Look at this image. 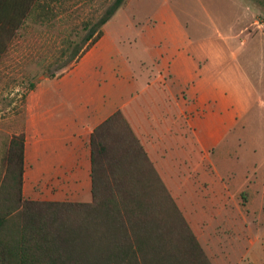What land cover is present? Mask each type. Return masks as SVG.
Here are the masks:
<instances>
[{
	"label": "crops",
	"instance_id": "obj_1",
	"mask_svg": "<svg viewBox=\"0 0 264 264\" xmlns=\"http://www.w3.org/2000/svg\"><path fill=\"white\" fill-rule=\"evenodd\" d=\"M116 17L69 70L38 80L21 132H7L26 137L25 198L90 203L92 134L121 111L211 262L244 264L242 211L264 210V168L229 154L256 95L240 35L190 28L172 10L113 31Z\"/></svg>",
	"mask_w": 264,
	"mask_h": 264
},
{
	"label": "trees",
	"instance_id": "obj_2",
	"mask_svg": "<svg viewBox=\"0 0 264 264\" xmlns=\"http://www.w3.org/2000/svg\"><path fill=\"white\" fill-rule=\"evenodd\" d=\"M69 1L0 0V64L34 11L46 19ZM123 4L101 18L76 61ZM25 142L12 136L1 162L0 264H213L121 111L92 134L90 203L25 198Z\"/></svg>",
	"mask_w": 264,
	"mask_h": 264
},
{
	"label": "rangeland",
	"instance_id": "obj_3",
	"mask_svg": "<svg viewBox=\"0 0 264 264\" xmlns=\"http://www.w3.org/2000/svg\"><path fill=\"white\" fill-rule=\"evenodd\" d=\"M116 2L71 0L51 6L49 17L42 20L40 11H34L11 43L0 64V180L1 162L10 140L7 132H21L32 85L44 75L56 77L69 70L91 42L87 36ZM124 6L110 25L113 31L127 26L142 28L155 13L172 10L190 28L204 29L207 34L220 29L231 36L240 35L236 46L245 50L242 53L247 56L242 57V63L256 95L252 109L242 120L244 130L236 132L243 138L242 146L232 147L229 154L239 157L242 164L256 157L264 168V0H124ZM78 35V41L72 43ZM129 38L133 37L127 34ZM241 198L245 205L253 196L244 191ZM242 214L241 247L249 253L244 264H264V210L244 208ZM252 233L258 237L254 244L249 242Z\"/></svg>",
	"mask_w": 264,
	"mask_h": 264
}]
</instances>
